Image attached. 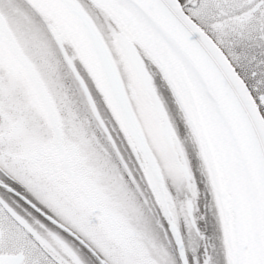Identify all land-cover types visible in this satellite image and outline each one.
Returning <instances> with one entry per match:
<instances>
[{
  "label": "snow or ice",
  "instance_id": "6c2138e0",
  "mask_svg": "<svg viewBox=\"0 0 264 264\" xmlns=\"http://www.w3.org/2000/svg\"><path fill=\"white\" fill-rule=\"evenodd\" d=\"M0 264H264V0H0Z\"/></svg>",
  "mask_w": 264,
  "mask_h": 264
}]
</instances>
